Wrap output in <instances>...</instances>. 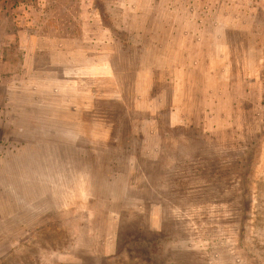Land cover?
<instances>
[{
  "label": "rangeland",
  "instance_id": "1",
  "mask_svg": "<svg viewBox=\"0 0 264 264\" xmlns=\"http://www.w3.org/2000/svg\"><path fill=\"white\" fill-rule=\"evenodd\" d=\"M0 264H264V0H0Z\"/></svg>",
  "mask_w": 264,
  "mask_h": 264
},
{
  "label": "trees",
  "instance_id": "2",
  "mask_svg": "<svg viewBox=\"0 0 264 264\" xmlns=\"http://www.w3.org/2000/svg\"><path fill=\"white\" fill-rule=\"evenodd\" d=\"M246 155H248V152L246 153ZM246 155H243V158H244L243 161L246 160ZM242 163H243V162H242ZM242 163H241V164H242Z\"/></svg>",
  "mask_w": 264,
  "mask_h": 264
},
{
  "label": "bare ground",
  "instance_id": "3",
  "mask_svg": "<svg viewBox=\"0 0 264 264\" xmlns=\"http://www.w3.org/2000/svg\"><path fill=\"white\" fill-rule=\"evenodd\" d=\"M217 33V32H216Z\"/></svg>",
  "mask_w": 264,
  "mask_h": 264
}]
</instances>
